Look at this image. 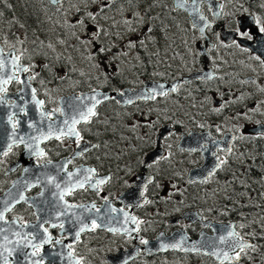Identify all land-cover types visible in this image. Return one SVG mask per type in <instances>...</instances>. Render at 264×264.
I'll use <instances>...</instances> for the list:
<instances>
[{
    "label": "flooded vegetation",
    "instance_id": "af4514ba",
    "mask_svg": "<svg viewBox=\"0 0 264 264\" xmlns=\"http://www.w3.org/2000/svg\"><path fill=\"white\" fill-rule=\"evenodd\" d=\"M76 2L77 0H72L71 5ZM191 4L192 0H188L187 9L191 8ZM37 5L39 6L36 8L37 11L34 12L32 10L31 13L28 14L31 22L29 25L30 37H34L35 35H37L36 39L41 37L43 40L41 48L43 51H46L47 49L43 37L49 35V31H51L48 27L49 21L58 25L57 27L60 28L58 30L62 31L63 27V31H66V27L61 25L58 19H61L66 13L70 12L68 8L70 4L66 0L62 6H59V12L57 11L58 6L52 5L49 0H39ZM81 7L85 12L95 11L97 5L89 3L86 7ZM45 8L48 11L47 13L45 12ZM116 8H122L123 12L121 13L118 10L110 9L107 12V19L98 14L97 21H87L89 29L93 28L94 25H98L106 31L107 34H102L101 37L102 45L96 44V46L107 47L109 49L103 57L99 56L98 59L95 56L94 58L99 61L100 65L105 69V74L102 78L91 79L89 83H87L88 75L82 79L76 77L72 79H57L56 77L60 76V74L53 69L51 63L47 64L49 68L44 67V52L39 48L40 45L28 46L29 39L34 38L26 40L25 38H20L17 33L12 35V29L9 28L8 24L1 26V22L3 21L2 18H0V48H3L5 53L9 52L12 45H15L17 49L27 50L21 58V63H31L35 65L32 71L39 75L32 80L31 87L37 90V98L45 101V108L47 110L60 107L61 98L91 92L92 89H94L91 85L93 82H102L104 80L103 86L95 90L120 93L127 87L137 91L143 90L145 86L152 84L170 85L193 75H198L202 78L200 80L180 84L176 88V93H169L165 96L156 95L152 100L138 102L131 106H123L114 99L102 104L97 111L98 115L93 118L91 124L78 125L83 137V140L80 142L82 147H89V145L93 144L101 145L100 148L90 149L83 157L77 156L75 159H72L73 154L80 151V149L77 148L76 144L68 140H65L63 144L54 139L46 140L40 144V147L45 150V157L39 163L44 165L45 161H51V164H47L44 167H37L35 157L29 156L22 145L14 147L12 153L7 157L0 156V160L3 161L0 163V200H2L17 181L22 180L27 175L28 172L24 171L25 168L34 170L36 176L41 180H45L49 175L57 176L56 170L58 166L65 164L68 160H72L70 164H66L68 171H74L80 166L91 167L97 170L99 177H111V179L102 186V191L99 195L92 191H78L73 196L65 198L68 202L85 205H90L94 202L97 207L102 209L104 205L102 197H106L112 208L117 210L124 209L125 212L130 213L131 216H135L137 220L142 221L138 226L136 225L139 231L136 232L134 237H128L120 233H110L106 229L97 227L91 231L81 233L79 242L74 240V234L76 228L79 227L78 225L73 227L71 223L65 222L63 233L59 227L45 225L54 240L60 239L62 245H68L70 243L74 245V254L77 258L81 259V264H91L88 261L90 254H87L86 246L88 243L86 241L96 233H104L111 236L120 235L129 241V246L120 248L118 253L121 250L127 252L137 249L138 256L126 264H152L165 257H175L180 261H190L192 263H196V261L201 259H206L207 261L219 264L214 259L203 254H188L176 251L153 254V251H148L146 247L147 244L140 243L142 239L147 240L148 243L154 242L160 235L170 237L175 231L179 230L188 232L193 240L197 239L204 230L208 233H212L210 228H206L202 224H191L187 220H184L183 217L188 211L185 209H181V214H176L175 217H173V214L166 215L165 213V216H161L159 220L160 223L153 221L156 211L160 214H164L161 208H152V204L153 202H156L155 205L160 203L157 193H163V197L168 193L167 186H165L164 183H159L161 180L168 178V174H161L160 170H157L156 166L158 163L150 162L152 166L145 167L144 162L147 161L152 152L158 149L163 153L162 157H164L163 159H159V161L166 158L167 151L163 147V142L169 135L175 133L177 128L172 127L170 123L163 125L162 129L165 126H170L173 132L166 136L161 143H158V134L156 136L155 145L141 148L137 152L139 156L144 157L143 160L141 158L136 165L131 164V166H124L123 163L110 157L109 149L117 142L113 141L105 134L110 131H115V129L118 131L121 128H126L125 124H123V120L126 121V115L132 113L129 110L130 107H137L140 112H144L143 108L145 106L153 107L158 102L162 104L165 100L180 97V93L184 90L183 88L187 91L188 99L198 97V100L202 102V100L205 99L204 96H207L217 108H222L227 105L228 96L233 94L235 100H239L240 98L241 101H245L244 106L246 110L241 112V114L251 113L249 110L257 107L260 109L261 113H264V92L259 90L260 87H264V65L261 64V60H264V33H261L259 30L260 26H264V0H207V2L200 3L199 5V14H202L206 19L200 22L197 27L193 26L194 21L188 10H174V0H131L130 4L124 3L123 0H121V2L116 5ZM39 10H42V16L45 14L47 15L49 20L47 24L44 22L42 25ZM136 12L146 14L143 23L135 22ZM214 12L219 13V15H214ZM79 15H81L83 19H86L82 12H79ZM129 15L133 18L136 28L135 32L126 30L127 25L124 24V17ZM14 16L15 14H5L4 19L9 21L10 17ZM113 18L119 26H114ZM77 19L78 18L74 21ZM256 19L259 21L258 24L254 22ZM204 24H208L209 26L204 28V32L201 34L199 27H202ZM148 27L152 28V33L149 34L152 38L147 39L145 45L138 46L137 48H129L128 41L138 40L141 35L147 32ZM35 28H37V30H33ZM241 33H245L246 35H241ZM84 37L85 40L88 38V33L86 31ZM4 40H7L8 43H4ZM20 40H23V44L19 42ZM119 53H127L128 56H131V59H134L138 55L141 59V66L135 65L139 73H136L133 78L129 77L132 71L128 72L125 68H122V60H119V57H117ZM220 53L232 59L230 61V66L227 67L226 63L221 62ZM16 54L19 55L20 53L17 52ZM257 56H259L261 60L255 59ZM92 61L93 60L88 59L90 64ZM220 66H223L225 68L224 70L228 72L226 75H222ZM87 67H89V65H87ZM256 73L262 75L261 77L263 78L258 77ZM24 78L25 76H21V79ZM85 78L87 79L85 80ZM40 80H43L44 84H41ZM242 81H255V83H241ZM192 87H196L197 89H193ZM22 88L23 86L17 83L8 85L6 94L8 104L0 105V145H3L4 141L12 132L11 124L8 123L9 116L13 117L14 122L19 121L17 124L18 135L30 133L31 130L28 129L27 122L39 120L38 110L30 102V89L21 91ZM45 93H47V95ZM240 104L241 107H239V109H242L243 103ZM12 105L16 106L13 107ZM20 108H24L27 115H24V112H21ZM201 108H203V104ZM108 109H110V111H118L117 114L121 115V117L118 116L121 124L117 123V118L115 116L106 117L104 115L105 110ZM210 112L213 114L212 111ZM261 113L258 114L256 119L249 116L248 124L244 126V132L248 137L247 144L249 143L250 145L248 148L249 161L252 164L255 162L260 168H263L264 133H257V131L264 126V115ZM58 115L57 113V116ZM212 116L218 118V120H213L214 124L210 123L206 127L190 129L187 133L182 134L189 135L191 132L209 134V137H203L202 143V146L206 144L207 148L209 143L220 145L226 137L232 138L234 142L231 147V153L221 151L223 148L218 151L221 158L228 160V157L235 152V146L240 143L239 135L235 131H230L229 129L217 131L215 127L223 120V116H220V114H213ZM60 119H63V117H60ZM41 127H46V125H41ZM125 133H127V135L132 134L130 132L128 133V131ZM104 135L107 139L103 138ZM133 138L135 137L133 136ZM9 142L11 141L9 140ZM252 145L255 146V160L252 159ZM197 152L201 156V163L193 169L200 168L204 163L202 152ZM128 156L129 155L126 154V157ZM129 168L130 171L128 172ZM193 169H190V171ZM225 170L226 164L222 165L218 172L215 175H211L206 182L199 183L194 181L190 183L193 186L209 184L213 179L223 177ZM189 173L187 177L188 181ZM260 174H262V172ZM61 175H63V173H61ZM142 175L152 178L151 183L148 184L143 193V198L149 201V203L134 207V204L128 201L127 203L129 204L125 206L120 198L126 193L132 192ZM57 179L59 180L60 177L57 176ZM161 187L163 189H161ZM42 191V185L28 188V190L22 194L29 203L21 201L15 204L12 211L6 213V219L11 221L14 217H17L21 218L23 223L35 225L37 224L38 217L40 220H44L50 215V213H48L49 215L41 216L38 210H51V212L55 214L56 208L52 199V193H44V195L41 196L40 193ZM33 201L35 205H37V208L29 206ZM163 203L167 205L170 203V200H164ZM146 213H148V216H151V222L146 219ZM85 215H91V213H85ZM61 219L64 218L62 217ZM174 220H177V222L174 223ZM149 224L150 227L146 229ZM57 246L58 245L51 244L50 248H56ZM43 253L44 247L37 256L39 257L43 255ZM115 255L112 254L106 257L108 264H110L108 257ZM245 259L246 257L241 260L240 264ZM43 260L41 264H47Z\"/></svg>",
    "mask_w": 264,
    "mask_h": 264
},
{
    "label": "rangeland",
    "instance_id": "374dc122",
    "mask_svg": "<svg viewBox=\"0 0 264 264\" xmlns=\"http://www.w3.org/2000/svg\"><path fill=\"white\" fill-rule=\"evenodd\" d=\"M39 0H5L0 3V11L4 12V15L15 14L14 17H10L9 21H6L3 17L1 26L8 24L12 29V35L17 33L20 38L29 39L28 46L39 44L40 49L43 45V40L40 37L36 39L37 35L30 37L29 25L31 24L28 14L33 10L36 12V8ZM71 5V3H69ZM11 5V7H8ZM68 5L70 9L69 13H66L58 21L61 25L66 27V31L58 30L55 23L48 20L47 15L42 16V10H39V15L42 19V25L49 21L48 27L49 35L44 38V44L46 51L44 52L43 62L45 64H52L53 69L59 72L63 79L79 78L82 79L88 75L89 83L91 79L102 78L105 74V69L100 65V62L93 60L90 64L88 59L94 54L95 48L91 44L81 43V40H85V29L81 26L72 25L75 23V19H83L76 7ZM47 13V9L45 8ZM37 30V28L33 29ZM75 33V35L73 34ZM77 36L80 40H77ZM63 40L61 44L59 41ZM119 40V39H118ZM97 45H102L101 39L96 42ZM48 45L52 47L49 48ZM38 48V49H39ZM221 62L226 63L227 67L230 66V57L223 54H219ZM99 59V56H96ZM121 61V66L128 72L132 71L129 75L130 78L136 73L135 65L141 66V59L137 55L134 59L131 56L119 53L118 56ZM89 65V67H87ZM70 66V67H68ZM222 75H226L228 72L224 70L223 66H220ZM244 72V69L242 68ZM83 73V75H81ZM254 73V72H253ZM255 74V73H254ZM256 75L260 78L262 75ZM87 78H85L86 80ZM135 81V79H134ZM83 83H86L82 81ZM104 84L102 82L91 83L94 89L101 88ZM197 89L196 87H192ZM183 92L180 93V97H174L171 100H165L162 104L157 103L153 107L145 106L144 112H140L137 107H130L129 110L132 113L126 115L125 129L121 128L117 131H110L105 134L113 141L117 143L109 149L110 157L116 159L124 166L131 164H137L138 161L143 160L144 157L139 156L137 152L141 148H146L151 145H155L156 136L162 129V126L170 123L172 127L177 128V131L169 135L163 142V147L167 151V156L164 160L159 161L156 168L160 170L161 174L167 173L168 178L161 180L159 183H164L168 188V193L163 197V193H157L160 199V203L157 205L153 202V207L161 208L164 214L155 212L153 221L160 223L161 216L167 214H181V209L185 210H198L204 216L206 220L212 219L214 222H237V225L244 223L245 228L240 229L237 227V231L241 234L244 233H256L257 238L253 239L251 236H246L245 239L250 240L257 245L256 251H249L248 256L241 264H264V230L261 229L260 223H252V221H260V218L264 216V166H260L249 161L247 144L248 137L244 132L245 124H248V118H244L243 115L238 116L246 110L244 106L245 101L235 100L233 94L228 96L227 105L222 108H217L207 96L205 99L198 100V97L188 99L187 91L183 88ZM243 103V108L241 104ZM203 104V108L201 105ZM215 109H220L219 112ZM231 109V111H230ZM213 114H220L223 116V120L215 127H219V131L229 129L235 131L239 135L240 143L235 146V152L228 157L226 163L225 174L221 178L213 179L209 184H203L202 186H193L188 181V173L190 169L196 167L201 163V156L198 152H187L178 148L182 133H187L190 129H198L200 127H206L210 123L214 124L213 120L218 118L213 117ZM118 111L105 110L104 115L106 117L115 116L117 123H120L117 114ZM261 113L260 109L257 112L246 113L247 116H252L254 119ZM245 114V113H242ZM233 117H236L233 119ZM122 119V118H121ZM119 126V124H118ZM132 133L127 135L125 133ZM103 138L107 139L106 136ZM133 136L135 138H133ZM120 143V144H119ZM253 146L252 159L255 160V146ZM126 154L129 156L126 157ZM258 169V170H257ZM130 168L128 169V172ZM262 172V174H260ZM260 174V175H259ZM259 175V176H256ZM159 186V184H158ZM175 186V187H173ZM161 189H163L161 187ZM251 197V198H250ZM164 200H170V203L164 205ZM146 219L151 222V216L146 213ZM167 223V222H166ZM150 227H146V229ZM87 254H90L88 261L91 264H108L106 257L108 255L117 254L120 248H126L130 242L123 236H111L104 233H96L89 237L86 241ZM152 264H215L201 259L192 263L190 261H180L175 257H165L158 262Z\"/></svg>",
    "mask_w": 264,
    "mask_h": 264
},
{
    "label": "snow or ice",
    "instance_id": "6c2138e0",
    "mask_svg": "<svg viewBox=\"0 0 264 264\" xmlns=\"http://www.w3.org/2000/svg\"><path fill=\"white\" fill-rule=\"evenodd\" d=\"M5 2V0H0V3ZM49 2L58 6L57 11H60V7L62 6L66 0H49ZM67 2L72 3V0H67ZM121 0H77L76 3H73L72 6L76 7L77 12H82V14L86 17V19H77L75 23L72 25L75 27L76 25L81 26L88 33V38L86 40H81V43L91 44L93 48H95L94 54L90 57V59H94L95 56L103 57L105 53L109 51L107 47H97L96 42L98 39H101L102 34L106 35V31L100 28L98 25H94L93 28L89 29L88 20L97 21L98 14L102 15L105 19H107L108 10H118L121 13L123 9H117L116 5L120 3ZM124 3H131V0H123ZM175 8L177 9H186L188 5V0H174ZM207 0H192L191 10L194 14V27H197L200 22L205 21V17L202 14H199V4L205 3ZM89 3L96 4L97 7L95 11H83V7H86ZM11 7V5H8ZM211 7V6H210ZM145 13L136 12L135 13V22L143 23ZM214 15H219V13L214 12ZM4 16V12L0 11V17ZM114 26H119L114 18ZM255 23H259L258 19L254 20ZM124 24L127 25V31L135 32L136 28L134 26V21L131 15L124 17ZM208 24H204L202 27H199V31L201 34L204 32V28L208 27ZM261 33H264V26H260L259 28ZM152 33V28L148 27L147 32L141 35L138 40H129L128 47L129 48H137L138 46L145 45L146 40L152 37L149 34ZM75 35V33H73ZM241 35H246L245 33H241ZM251 38V37H249ZM77 40H80V37L77 36ZM23 44V40L19 41ZM4 43H8L7 40H4ZM59 43L63 44L64 41L61 40ZM51 48V45H48ZM27 51L17 49L15 45L11 46L9 52L5 53L3 48H0V105H7V91L8 85L12 83H17L23 86L21 91L24 89H30L31 95V103L35 106L39 113V120L29 121L27 122L28 129L31 130L30 133L25 135L17 134V124L19 121H13V117H8V123L11 124L12 132L10 136L4 141L3 145H0V156L7 157L10 153H12L14 147L23 146L29 156L35 157L37 161V167H44L47 164H51V161H45L44 165H41L39 162L45 157V150L40 147V144L46 140H56L61 144L64 143L65 140H68L71 143L77 145V148L80 151L75 152L73 154L72 159H75L77 156L83 157L84 154L93 148H100L101 145L93 144L90 147H82L81 141L83 137L81 135V129L78 128V125L84 124L88 125L93 122V118L98 115L96 108L100 103L104 100L109 99L108 96L97 93L95 89H92L90 94H78L74 95L70 98H61V106L58 108H54L51 110H47L45 108V101L37 98V90L31 87V82L38 76V73H34L32 70L35 65L28 63H21V58L24 56V52ZM20 54L17 55L16 53ZM127 55V53H125ZM30 59V57H29ZM257 60H261L259 56L255 57ZM261 64L264 65V60H261ZM45 68H49V65L45 64ZM83 75V73H81ZM21 76H25L24 79H21ZM57 79H63V76H57ZM210 78V77H209ZM41 84H44L43 80H40ZM241 83H255V81H242ZM163 89V85L159 86ZM259 87V86H258ZM177 89L173 87L171 89L172 92H175ZM259 90L264 92V87H260ZM47 95V93H45ZM160 95H167V92L161 91ZM123 95V93H120ZM157 93L155 90L147 97L154 99ZM15 107L16 105H12ZM21 112H24V115H27V112L24 108H20ZM215 111L219 112L220 109H215ZM251 112H257L258 107L255 109H250ZM57 113L59 114L57 116ZM264 115V113H261ZM238 116L243 115L244 118H250L247 114H237ZM63 117V119H60ZM236 117H233L235 119ZM41 125H46V127H41ZM264 128V126H262ZM219 127H217V131H219ZM9 140L11 142H9ZM202 150H207V145L202 146ZM194 151V150H193ZM221 151H226V153H231L232 149H221ZM215 154V153H214ZM99 158V157H98ZM164 157H159L156 160H153L152 163H158L159 159H163ZM218 163L216 167L213 169L210 175L215 174L216 169H219L222 165L227 163V160L220 158L217 156ZM3 161L0 160V163ZM72 160H68L65 164H61L57 168V176L60 179H57V176H47L45 180H41L37 177L35 184H29L25 182L23 184V188L26 190L30 187L36 186V184L43 183L45 188L49 185L55 191L52 192V199L55 203V214L49 215L47 219L40 220L38 217L37 224L28 225L22 222L21 218L14 217L11 221L6 219V213L11 212L12 208L15 204L20 203L21 201L25 203H29V201L24 197L22 192L19 190L16 193L9 192L7 194V198L4 200H0V261L2 264H9L8 256H11L15 251H23L24 249L31 248L32 251L24 252V256L26 258L27 264H41V258L37 257L40 250L46 244H54V245H62V241L60 239H53L52 236L48 232V228L45 225H50L51 227H59L62 230V233L65 229V222L71 223L73 227L79 226L76 228L74 234V240L79 242L81 233L85 231H91L97 227H103L105 224H111L113 221L116 223H120L119 214H123L124 222L134 223L137 226L142 223V221L137 220L135 216H130L124 209H115L110 205L109 200L106 197H102L104 200L103 207L106 211L101 214V208L97 207V205L93 202L90 205L85 204H75L70 203L65 198L68 196H73L78 191H92L93 193L99 195L102 191V186L109 182L111 177H99L97 170L91 167L80 166L76 168L74 171H68L66 164H70ZM145 167H151L152 164L145 161ZM14 170V169H11ZM30 169L25 168L24 171L28 172ZM63 173V175H61ZM151 183V180L148 181ZM15 188L16 185H13ZM175 187V186H173ZM41 196L44 195L42 191L40 193ZM143 196V192L141 193ZM264 195V194H262ZM251 198V197H250ZM144 203H149L145 199ZM30 207H36L35 202L33 201L29 205ZM85 213H91L92 215H85ZM64 219H61V218ZM97 220H100L104 223L97 224ZM252 223H260L261 229L264 230V216L260 218V221H252ZM239 227L243 229L246 227L244 223H240L238 225H230L225 230V234L217 236L215 239L206 243L205 245L197 246L192 245L191 248L185 247L186 241L183 238L179 241V243H171V244H162V250H167L169 248L173 250H182L185 252L195 251L197 253H203L204 255L215 257L219 264H240L241 260L248 256L249 251H256L257 245L252 243L250 240L245 239L246 236H251L253 239H256V233H244L236 231V228ZM31 228L32 231H26V229ZM108 231L113 232H122L128 233L130 235L131 231H139L138 227L135 229L129 230L128 228H113L108 227ZM13 237L15 239H13ZM140 243L147 244V240H141ZM9 245H12V248H9ZM62 248H66V252L57 253L61 256L62 259H66L68 264H81V259L77 258L74 254V245H62ZM8 253V256L4 254Z\"/></svg>",
    "mask_w": 264,
    "mask_h": 264
},
{
    "label": "water",
    "instance_id": "95a60500",
    "mask_svg": "<svg viewBox=\"0 0 264 264\" xmlns=\"http://www.w3.org/2000/svg\"><path fill=\"white\" fill-rule=\"evenodd\" d=\"M200 5V4H199ZM191 8H188L187 10L189 11L191 18H193L194 21V14L192 13V10H190ZM202 77H199L198 75H193L190 76L188 78H184L182 80H179L177 82H174L170 85H165V84H152V85H147L145 86V88L143 90H137L134 91L131 88H124L122 90L123 95H120V93L118 92H104L102 90H96L97 93H100L102 95H106L109 97V99L104 100L102 103H100L98 105V107L96 108V111L100 108V106L106 102H108L109 100H116L118 102H120L123 106H131L134 105L138 102H145L148 100H152V98H147L154 90L157 93V95H160L159 93L161 91L167 92L169 93H176L172 92L171 89L173 87L177 88V86H179L180 84H183L184 82H192L195 80H200ZM163 85V89H161L159 86ZM91 92H87L86 94H90ZM74 96V95H73ZM160 96H165V95H160ZM72 96L69 97H64L65 99L70 98ZM171 132H173V129L170 128V126H165L159 133L158 135V143H161V141L168 136ZM257 133H264V128H261L259 131H257ZM208 136L209 134H202V133H194L191 132L189 135H183L181 141H180V145L179 148L181 150H185L187 152H197L200 151L203 154L204 157V163L200 168H196L190 171L189 173V182H194L197 181L199 183H204L206 182L209 177L211 176L210 173H212L213 169L216 167V164L218 163L217 160V156L220 157L218 151L223 148V149H227V148H231L233 145V139L226 137L225 140H223L221 142L220 145L217 144H212L209 143V146L207 148V150H202V143H203V137ZM234 137V136H233ZM90 147V145H89ZM194 150V151H193ZM215 153V154H214ZM163 153L160 152V150H155L154 152H152L150 154V156L147 159V162H152L153 160H155L158 157H162ZM221 158V157H220ZM219 169H216L215 174L218 172ZM36 172L34 170H29L27 175L22 179L19 180L15 183L16 187H12L7 194L11 191L13 193H16L18 190L22 193H25L26 190L28 189H24L23 188V184L25 182L29 183V184H35L37 177L35 174ZM43 173V172H42ZM213 174V175H215ZM149 180L152 181V178L142 175L140 176V180L136 183L135 187L133 188L131 193H126L122 198H120L125 206H127L129 203H127L128 201L132 202V204H134V207H138L145 204V198H143V196L141 195V193L145 192L146 187L149 184ZM36 185H42L43 187V192L44 193H52L53 191H55L54 189L51 188V186L49 185L47 188H45V185L43 183L41 184H36ZM134 192V193H133ZM7 194L2 198V200L7 198ZM126 201V202H125ZM139 203V204H138ZM37 208V205H36ZM50 208V207H49ZM106 211V209L103 207L101 209V213H98L97 215H101ZM39 215L41 216H46L49 215L48 213H50V215L54 216V212L47 211V210H38ZM128 213V212H127ZM130 216L131 214L128 213ZM92 215V214H91ZM120 216V223H116L115 221H113L110 225L109 224H105V226L100 227L101 229H106L108 227H113V228H119V229H123V228H128L129 230L131 229H135L136 228V224L128 222L125 223L124 222V218H123V214H119ZM184 220H187L189 223L192 224H202L204 227L206 228H210L212 233H208L205 230L202 231L199 235V237L195 240H193L188 232H186L185 230H179V231H175L170 237H165L164 235H160L158 236L157 240L154 242H149L147 243L146 247L148 249V251H153V254H161V253H168V252H185L182 250H173L171 248L167 249V250H162L161 245L162 244H171V243H179V241L181 240V238L184 239V241H186L185 243V247L187 248H191L192 245H197L198 247L201 245H205L206 243H209L210 241H212L213 239H215L217 236L225 234V230L228 228V226L230 225H237V222L232 221L229 223L226 222H214L212 220L206 221L204 220L203 216L200 214L199 211L197 210H190L187 211L183 217ZM174 223L177 222V220L173 221ZM104 223L100 220H97V224H101ZM26 231H31V228L26 229ZM237 231V228H236ZM110 232V231H109ZM137 231H131L130 235L128 233H122V232H116V233H120L123 235H126L128 237H134ZM113 233V232H110ZM13 239H15L13 237ZM51 244H46L44 245V253L41 256H37L35 258H43L42 260L47 263V264H68V261L66 259H62L60 255H58L57 253L60 252H66L67 249L64 248L62 249V245H58L56 248H50ZM12 245H9V248H12ZM32 249L31 248H27L24 249L23 251H15L12 253L11 256H8V253H5V256H8V261L9 264H27L26 258L24 256V252H31ZM188 254H203V253H197L195 251H188L185 252ZM204 255V254H203ZM137 249H133V250H129L127 252H123L122 250L115 256H110L108 257V261L110 264H126L128 262H130L131 260H134L137 257ZM207 257H210L212 259H214L215 261H217L219 263V261L212 256H208L205 255ZM0 264H2V261H0Z\"/></svg>",
    "mask_w": 264,
    "mask_h": 264
}]
</instances>
